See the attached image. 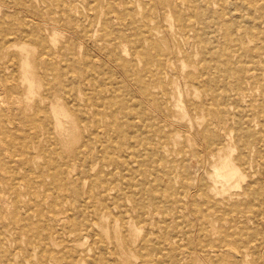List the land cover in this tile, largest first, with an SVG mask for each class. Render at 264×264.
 Wrapping results in <instances>:
<instances>
[{"label": "rangeland", "instance_id": "rangeland-1", "mask_svg": "<svg viewBox=\"0 0 264 264\" xmlns=\"http://www.w3.org/2000/svg\"><path fill=\"white\" fill-rule=\"evenodd\" d=\"M263 39L264 0H0V264H264V78L250 81L253 69L264 76ZM239 81L245 98L236 101ZM176 102L183 112L167 111ZM202 105L209 110H197ZM216 108L226 123L215 120L204 137ZM238 109L250 111L262 138L249 149L261 164L251 221L238 213L250 202L240 195L248 179L238 188L218 184L217 196L200 195L217 163L208 148L217 150V160L238 154L230 118ZM148 126H158L167 139ZM116 138L136 143L141 154L150 143L157 155L151 165L132 163L133 177L124 171L109 176L117 178L125 203L114 201V191L89 200V180L78 175L77 162L99 151L97 140L114 148ZM164 173L171 174L170 199L162 196L168 185L153 182ZM133 178L158 187L154 203L128 187ZM143 200L147 207L136 210L134 202ZM168 200L176 205H165ZM169 225L185 235L182 249L158 250ZM145 242L152 248L145 250Z\"/></svg>", "mask_w": 264, "mask_h": 264}, {"label": "bare ground", "instance_id": "bare-ground-1", "mask_svg": "<svg viewBox=\"0 0 264 264\" xmlns=\"http://www.w3.org/2000/svg\"><path fill=\"white\" fill-rule=\"evenodd\" d=\"M151 1V0H150ZM160 1V0H159ZM237 2V1H236ZM108 3V2H107ZM147 5V4H146ZM148 5H149V3H148ZM42 6V5H41ZM188 7V6H187ZM245 7H247V6H245ZM145 8H146V6H145ZM195 10V9H194ZM193 10V11H194ZM210 10V9H209ZM232 12H233V10H232ZM7 13V12H6ZM179 13V12H178ZM187 13V12H186ZM193 13V12H192ZM195 14V13H194ZM32 15V14H31ZM177 15V14H176ZM101 16V15H100ZM179 16H180V14H179ZM181 17V16H180ZM194 17V16H193ZM225 17H227V16H225ZM244 18V17H243ZM186 19V18H185ZM189 19V18H188ZM193 19V18H192ZM191 19V20H192ZM22 20V19H21ZM180 20V19H179ZM183 20V19H182ZM208 20H209V18H208ZM30 21V20H29ZM32 22V21H31ZM180 22V21H179ZM197 22V21H196ZM30 23V22H29ZM203 23V22H202ZM23 24V23H22ZM32 24H33V22H32ZM198 24V23H197ZM6 25V24H5ZM34 25V24H33ZM148 26V25H147ZM168 26H170V25H168ZM6 27V26H5ZM23 27V26H22ZM214 27V26H213ZM223 27H225V26H223ZM223 27H222V30H223ZM128 28V27H127ZM182 28V27H181ZM184 28V27H183ZM24 29V28H23ZM27 29V28H26ZM186 30V29H185ZM206 30V29H205ZM95 31V30H94ZM170 31V30H169ZM82 32H83V30H82ZM170 32H172V31H170ZM94 33V32H93ZM218 33V32H217ZM43 35V34H42ZM214 35H215V33H214ZM146 36H148V35H146ZM211 37H212V35H211ZM214 37V36H213ZM216 37H217V35H216ZM27 38V37H26ZM5 39V38H4ZM28 40V39H27ZM42 40V39H41ZM203 40V39H202ZM23 41H25V40H23ZM39 41L40 40H38V43H39ZM206 41V40H205ZM205 41H202V43H203V49L206 51V52H211L213 49L207 44V42L205 43ZM220 41H222V40H220ZM182 42V41H181ZM263 43H264V39H263V41H262ZM12 43V42H11ZM26 44H28L27 42H26ZM86 44V43H85ZM261 44V43H260ZM8 45H10V44H8ZM88 45V44H87ZM7 45H5V47H6ZM108 46V45H107ZM46 50V49H45ZM213 52H215V51H213ZM239 52V51H238ZM87 53V52H86ZM115 53V52H114ZM252 54V53H251ZM43 55H44V53H43ZM42 55V56H43ZM45 56V55H44ZM43 56V57H44ZM142 56V55H141ZM140 56V57H141ZM224 58V60H225V63L227 64V63H229V61H230V57L228 56V53L227 52H225L224 51V55H222ZM46 57V56H45ZM135 57V56H134ZM39 58H41V57H39ZM145 58V57H144ZM143 58V59H144ZM165 60V59H164ZM237 60V59H236ZM238 60H240V59H238ZM237 60V61H238ZM48 61V60H47ZM52 61V60H51ZM146 61V60H145ZM9 62V61H8ZM11 62V61H10ZM9 62V63H10ZM49 62V61H48ZM201 62H202V60H201ZM212 62V61H211ZM147 64V63H146ZM201 64V63H200ZM205 64L206 65H210V63H209V60H207L206 62H205ZM14 66H15V64H14ZM246 66V65H245ZM236 67V66H235ZM2 68V67H1ZM17 68V67H16ZM212 68V67H211ZM2 70V69H1ZM182 70H183V68H182ZM211 70V69H210ZM227 70V69H226ZM230 70H232V68L230 67ZM228 71V70H227ZM221 72V71H220ZM255 69H253V71L251 72V75H250V81L251 82H253V83H259V81H263L262 80V78H264V76H261V77H259V76H257V75H255ZM40 73V72H39ZM87 73H88V71H87ZM94 73H96V72H94ZM182 74H183V72H182ZM221 74V73H220ZM238 74H240V76H242V74H244V73H240V71L238 72ZM1 75V74H0ZM96 76V75H95ZM99 77V76H98ZM100 77H101V74H100ZM104 77V76H103ZM97 78V77H96ZM146 78V77H145ZM144 78V79H145ZM188 78V77H187ZM88 80H89V78H88ZM111 82V81H110ZM162 83V82H161ZM162 85V84H161ZM182 85V84H181ZM186 85V84H185ZM243 85H244V82L243 81H239L238 82V84H237V91H235V93H234V95H233V98L236 100V101H238V100H241V99H244L245 97H244V94H245V91H244V87H243ZM258 85V84H257ZM260 85V84H259ZM63 86V85H62ZM116 86V85H115ZM118 86V85H117ZM243 87V88H242ZM98 88V87H97ZM246 88V87H245ZM254 88V87H253ZM99 89V88H98ZM224 89V93H228L229 92V90L227 89V88H223ZM8 90V89H7ZM96 90V89H95ZM101 90V89H100ZM231 90V89H230ZM86 91V90H85ZM137 91V90H136ZM234 91V90H233ZM233 91H231V92H233ZM70 93V92H69ZM99 93V92H98ZM119 93V92H118ZM139 93V92H138ZM131 94H133L132 92H131ZM164 94V93H163ZM65 95V94H64ZM102 95V94H101ZM112 95V94H111ZM116 95V94H115ZM165 95V94H164ZM71 96V95H70ZM102 96H104V95H102ZM208 96V95H207ZM66 97V96H65ZM166 97H168V96H166ZM49 98V97H48ZM51 98L53 99V96H51ZM67 98H68V96H67ZM71 97H69V99H70ZM135 98H137V97H135ZM71 100V99H70ZM117 100V99H116ZM132 100H136V99H132ZM86 101V100H85ZM95 101V100H94ZM98 101V100H97ZM103 101V100H102ZM107 102V101H106ZM129 102H131V100L129 101ZM136 102V101H135ZM171 103L170 102V99L169 100H167V103ZM104 103H105V101H104ZM70 104V103H69ZM131 104V103H130ZM139 104V103H138ZM150 104V103H149ZM162 104V103H161ZM160 104V105H161ZM208 104V103H207ZM67 105V104H66ZM98 105H99V103H98ZM127 105V104H126ZM159 105V104H158ZM70 106V105H69ZM72 106V105H71ZM77 106V105H76ZM106 106H107V104H106ZM138 106V105H137ZM162 107V106H161ZM210 107V106H209ZM97 108V107H96ZM100 108V107H99ZM94 109V108H93ZM130 109V108H129ZM166 109H167V111H174V112H176V113H179V112H183V110H184V107H182V105H179L177 102L176 103H172V105H171V107H169V109H168V107L166 106ZM198 109H200L201 111H208L209 109H208V105L206 106V105H202V106H200V107H198L197 108V110ZM192 110H195V109H192ZM110 111H111V109H110ZM129 111V110H128ZM127 111V112H128ZM146 111V110H145ZM94 112H95V110H94ZM98 112V111H97ZM130 113H131V111H129ZM186 112V111H185ZM210 112H212L211 114H212V120H210V122H209V124H208V126L206 127L207 129L206 130H203V131H201V135L202 136H204V137H206V136H208L207 135V131H208V127L210 126V125H213V124H215V120H217V122H218V124H220V125H223L224 123H226V120L224 119V117H223V114H224V112L223 111H221V110H219V109H213L212 111H210ZM14 113V112H13ZM225 113H228V111L226 110L225 111ZM12 114V113H11ZM92 114H94V113H92ZM144 115H142V117L144 116V118H145V112L143 113ZM34 115V114H33ZM58 115H62V113L61 112H59V114ZM97 116H99V115H97ZM231 117V120L232 121H234V123H235V126H234V128H232L231 130L232 131H236V133H237V136H236V138L235 137H233V139H235L234 141H236V143H235V149L237 150V152H238V154H237V156L235 155V157L236 158H232V154H233V151H230L229 152V155L228 156H226V157H224V156H221V155H219V156H217L218 157V160H217V158H215V156L218 154H216V151L217 150H212L211 148H208V153L209 154H211L212 155V157H211V159L214 161V162H217V163H215V165L213 166V169H214V174H212V175H209L208 177H207V179H206V181L208 182V181H210L211 182V186H209V187H204V186H202L201 188H200V195L201 196H204V197H208V193H211V194H213V195H215V196H217V195H219L220 194V192H219V186H218V184L220 185V184H222L223 183V185L224 186H228L229 188H238V186L239 187H241L240 185L242 184V183H244V181L246 180V179H248L247 180V182H246V187L244 188V189H242L241 190V196H244V197H246V198H248L249 200H250V202H246L245 204H246V206L244 207V209L242 210V209H238V213H239V215H241V218H250V220H248V221H251L252 219H254V213H253V211H251L250 210V208H252V207H250L251 206V200L252 199H254V201H255V199L256 198H254L255 197V195L254 194H252V192H251V190H252V187H253V185H256V184H258L257 182H258V179H259V176H260V174L258 175V173H257V171H258V168L260 167V163H259V159H258V156H257V158H255L253 155H252V152L249 150L252 146H255L254 145V143H258V142H261L262 141V138L260 137L261 136V134L260 135H258L257 133H255L254 132V128L257 126L256 124L257 123H255V120L254 119H250V117H251V115H250V111H246V110H237L236 112H234L233 114H231L230 115ZM100 118V117H99ZM133 118V117H132ZM132 118H130V119H132ZM141 119V118H140ZM101 120V119H100ZM136 120V119H135ZM145 120V119H144ZM63 121V120H62ZM89 121H90V119H89ZM96 121V120H95ZM146 121V120H145ZM144 121V122H145ZM119 122H120V120H119ZM129 122H130V120H129ZM135 122V121H134ZM148 122V121H147ZM152 121L150 120V123H151ZM58 123V122H57ZM115 123V122H114ZM113 123V124H114ZM198 123V122H197ZM95 124V123H94ZM143 124H145V123H143ZM142 124V125H143ZM161 124H163V122L161 123ZM79 125V124H78ZM81 125V124H80ZM91 125V124H90ZM151 125V124H150ZM114 126V125H113ZM130 126H131V124H130ZM151 126H153V125H151ZM151 126H148V127H146L145 129L147 130V131H150L152 134L154 133L155 135H159L160 137H161V141H162V138H165L166 136H165V134L162 132V130L160 129V128H158V126H157V128L156 127H151ZM51 127H52V124H51ZM88 127H89V125H88ZM112 127V126H111ZM199 127V126H198ZM76 128V127H75ZM15 129H16V127H15ZM132 130V129H131ZM31 131V130H30ZM142 131V130H141ZM109 132H110V130H109ZM117 132H119L118 130H117ZM175 132V131H174ZM184 132V131H183ZM170 133V132H169ZM185 133V132H184ZM153 134V135H154ZM179 134V133H178ZM95 135H96V133H95ZM116 135V134H115ZM146 135V134H145ZM98 136H100V134L98 135ZM169 136H170V134H169ZM90 138H91V136H89ZM101 139V138H100ZM117 139V138H116ZM166 139H167V137H166ZM206 139V138H205ZM232 139V138H231ZM85 140V139H84ZM154 140V139H153ZM227 140V139H226ZM103 141V140H102ZM105 141V140H104ZM116 141V140H115ZM160 141V140H159ZM90 142V141H89ZM252 142H254L253 144H252ZM105 143V142H104ZM104 143H101V141H99V140H97L96 141V144L97 145H99L98 146V149H99V151L97 152V153H95V154H93V156H91L90 158H88V159H83V160H79L78 162H77V170H78V175L79 176H82V174H85L86 176H87V178H88V180H89V186H88V192H87V199H92L93 197H100V198H102V199H105L106 198V196L107 195H109V194H111L110 192H112V191H114V194H113V198H114V201H116L117 203L119 202L120 203V201H121V199H122V195L119 193V191L116 189V186H115V183H119V182H117V178H110L109 176H111L112 174H113V172H115V173H119V174H121V171H124V172H126V173H128V175L127 176H134V171H133V169H132V167H131V165H132V163H136V164H138V165H140V164H143V165H151V163H153V154H156V150H152L151 148L153 147V145H151L150 143H148V144H145L146 145V149L145 148H143V149H145V151H143L142 152V154H141V152H139V150L138 149H136L134 146H135V144L133 143V144H124L121 140H119V138L117 139V147L115 146L114 148L111 146L112 144H113V142H112V144L111 145H109V144H104ZM129 143H130V139H129ZM83 145V144H82ZM141 145V144H140ZM139 145V146H140ZM155 145V144H154ZM252 145V146H251ZM257 145H259V144H257ZM86 146H88V144H86ZM90 146H91V144H90ZM125 146H128V148H130V149H133V150H129L128 152H127V149L126 150H124L125 149ZM162 146H164V145H162ZM161 146V147H162ZM83 147V146H82ZM89 147V146H88ZM155 147V146H154ZM160 147V148H161ZM255 148V147H254ZM80 149H82V148H80ZM149 149H151L152 151H154V153H151L150 154V152H149ZM156 149V148H155ZM160 150V149H159ZM159 150H157V152L159 151ZM183 150V149H182ZM84 151H85V148H84ZM206 151V150H205ZM198 153H199V151H197ZM27 153H28V151H27ZM160 153V152H159ZM180 153V152H179ZM215 153V154H214ZM215 156H214V155ZM157 155V154H156ZM180 154H178V156H179ZM196 155V154H195ZM202 155V154H201ZM153 156V157H152ZM174 156V155H173ZM181 156H183V155H181ZM198 156V155H197ZM196 156V157H197ZM207 156V155H206ZM20 157H21V155H20ZM160 157V156H159ZM159 157H156V158H159ZM190 157V156H189ZM252 157V158H251ZM14 158H16V157H14ZM19 158V157H18ZM171 159H172V157H170ZM186 158H187V156H186ZM22 159V158H21ZM21 159H20V161H21ZM130 159H132L133 161L132 162H130L129 160ZM160 159V158H159ZM163 160H164V158H162ZM183 159V158H182ZM196 159H198V158H196ZM215 159V160H214ZM173 160V159H172ZM157 161H159V160H157ZM187 161V160H186ZM185 161V162H186ZM161 162H162V160H161ZM160 162V163H161ZM12 163V162H11ZM27 162L25 161V160H23L22 159V161H21V164H26ZM170 163V162H169ZM183 163V162H182ZM194 163H196V162H194ZM193 163V164H194ZM213 163V162H212ZM13 164H14V162H13ZM162 164V163H161ZM188 164V163H187ZM199 164V163H198ZM10 165V164H9ZM24 165H23V167H24ZM96 165H97V167H96ZM155 165H157L156 164V162H155ZM175 165V164H174ZM182 165V164H181ZM195 165V164H194ZM200 165V164H199ZM93 166H95V167H93ZM169 166V165H168ZM177 166V165H176ZM183 167V166H182ZM191 167V166H190ZM10 168V167H9ZM12 168V167H11ZM95 168H96V170H95ZM177 168V167H176ZM180 168V167H179ZM196 168V167H195ZM151 169H153V168H151ZM158 169V168H157ZM157 169H155L156 171H158ZM188 169V168H187ZM186 169V170H187ZM212 169V168H211ZM260 169V168H259ZM19 170V169H18ZM29 170V169H28ZM164 171L165 170H167V168L166 169H163ZM162 171V170H161ZM170 171V170H169ZM173 171V170H172ZM179 171H181V169L179 170ZM17 172V171H16ZM123 172V173H124ZM174 172V171H173ZM183 172H185V171H183ZM187 172V171H186ZM142 172H140V174H141ZM154 173H156V172H154ZM203 173H204V171H203ZM118 174V175H119ZM157 174V173H156ZM159 174V173H158ZM60 175H61V177H62V173H60ZM60 175L58 176H56L55 177V181L60 185V183H61V177H60ZM143 175H145V171H143ZM170 173H167V174H165L164 173V175L163 176H161V177H156L155 176V180L153 181V182H159V183H165V185H168V189L166 190V191H164V195H162V196H165V197H167V198H169V197H171V196H169V190H170V184H169V182H170ZM205 175H206V173H205ZM126 176V177H127ZM132 176V177H133ZM135 176H136V174H135ZM140 176V175H139ZM150 176H152V174H150ZM149 176V177H150ZM17 177V176H16ZM121 177V176H120ZM146 177V176H145ZM152 177H154V176H152ZM203 177V176H202ZM201 177V178H202ZM123 178H125V176H123V177H121V179H123ZM186 178V177H185ZM59 179H60V181H59ZM66 179V178H65ZM138 179V178H137ZM178 180V179H177ZM186 180V179H185ZM123 181V180H122ZM172 181V180H171ZM179 181V180H178ZM189 181H191L190 179H189ZM188 181V182H189ZM184 181H182V183H183ZM121 183V182H120ZM203 183H205V182H203ZM181 184V183H180ZM14 185H16V183L14 184ZM122 185V184H121ZM127 185H128V187H131V190H132V188H138L139 189V191L140 192H142L144 195H146L147 197H148V199H149V201H152L153 203L155 202V199H156V196H157V194H158V192H157V188L158 187H156L155 185H151L150 184V181H147L146 179H143L142 181H141V183H139V184H137V182L135 181V179L133 178V179H131V180H128L127 181ZM173 186V185H172ZM184 186V185H183ZM14 187V186H13ZM125 188H126V186H124ZM95 188H98L99 190H100V193H95L94 192V189ZM208 188V189H207ZM210 188V189H209ZM260 188H261V186H260ZM13 189V188H12ZM66 189V188H65ZM184 188L182 187V190H183ZM162 190V189H161ZM123 191V190H122ZM178 191H181V190H178ZM177 191V192H178ZM186 190H184V192H185ZM124 192V191H123ZM122 193V192H121ZM172 193V192H171ZM182 193H183V191H182ZM124 195L126 194V193H123ZM128 194V193H127ZM131 194V193H130ZM162 194H163V192H162ZM183 194H185V193H183ZM183 194H182V196H183ZM128 196V195H127ZM178 196H179V194H178ZM181 196V195H180ZM258 196V195H257ZM261 196H263V194L261 195ZM66 197V196H65ZM131 197V196H130ZM145 197V196H144ZM147 197H145L146 199H147ZM174 197V196H173ZM251 197V198H250ZM136 198H137V196H136ZM160 198V197H159ZM175 198V197H174ZM182 198V197H181ZM196 197H194V199H195ZM259 198V197H258ZM66 199V198H65ZM124 199V198H123ZM125 199H126V196H125ZM142 199V198H141ZM170 199V198H169ZM176 199L177 198H175V201H176ZM225 200H226V202H228L229 201V198H224ZM162 199H160V201H161ZM257 200V199H256ZM262 200V199H261ZM263 200H264V197H263ZM263 200H262V202H263ZM123 202H124V200H122ZM121 201V202H122ZM134 201V200H133ZM181 201V200H180ZM85 202V201H84ZM106 202V201H105ZM108 202V201H107ZM116 202H114V203H116ZM256 202V201H255ZM259 202V201H258ZM104 203V202H103ZM117 203H116V205H117ZM118 203V204H119ZM125 203V202H124ZM144 203L145 204H148V203H146L144 200H143V204L141 203V202H134V207H135V209L136 210H143V205H144ZM157 203V202H156ZM160 203V202H159ZM163 203V202H162ZM167 204H165V205H168V204H171V206L172 205H176V203L173 201H167L166 202ZM180 203V202H179ZM194 203H196V202H194ZM257 204V203H256ZM259 204H260V202H259ZM178 205V204H177ZM145 207H147V205H144ZM153 206V205H152ZM170 206V208L172 209V207ZM182 206H184V205H182ZM18 207V206H17ZM109 207V206H108ZM163 207H166V206H163ZM168 207V206H167ZM124 208V207H123ZM122 208V209H123ZM255 209L257 208V207H254ZM259 208H260V205H259ZM259 208H257V209H259ZM16 209V208H15ZM18 209V208H17ZM34 209V208H33ZM80 209V208H79ZM162 209V208H161ZM164 209V208H163ZM126 210V209H125ZM124 210V211H125ZM145 210H147V209H145ZM154 210V209H153ZM178 210H179V207H178ZM218 211V215L219 214H221V216L223 215V213L220 211V210H217ZM232 211V210H231ZM230 211V212H231ZM165 212V211H164ZM164 212H163V214H164ZM170 212V211H169ZM173 212V211H172ZM130 213V212H129ZM139 213V212H138ZM143 213H144V211H143ZM178 213V212H177ZM176 213V214H177ZM198 214H199V216L200 217H204V214H203V212L202 211H200V210H198V212H197ZM125 214V213H124ZM170 214V213H169ZM171 215V214H170ZM230 215H232V213L230 214ZM142 216H146V215H142ZM178 216H180V215H178ZM177 217V216H176ZM175 217V218H176ZM232 217V216H231ZM183 218H185V219H187V217H184L183 216ZM224 218V217H223ZM229 218V217H228ZM22 219H23V216H22ZM177 220H179V219H177ZM62 221V220H61ZM72 221V220H71ZM170 221V220H169ZM183 221H184V219H183ZM92 222H93V220H92ZM162 222H164V221H162ZM190 222V221H189ZM156 224H157V221L155 222ZM154 223V224H155ZM165 223V222H164ZM175 224V226H177L178 224L177 223H174ZM177 224V225H176ZM181 224H182V222H181ZM180 224V222H179V225H181ZM238 224V223H237ZM244 224V223H243ZM246 224V223H245ZM145 225V224H144ZM148 225H149V223H148ZM162 225V224H161ZM161 225H159V226H161ZM165 225H166V223H165ZM171 225V224H170ZM169 225V226H170ZM182 225H185V224H182ZM181 225V226H182ZM190 225H191V223H190ZM240 225V224H239ZM166 226H168V225H166ZM166 226H164V227H166ZM174 226V225H173ZM148 227V226H147ZM150 227V226H149ZM178 227V226H177ZM183 227V226H182ZM182 227H181V229H182ZM186 227V226H185ZM176 228V227H175ZM191 228V227H190ZM148 229V228H147ZM166 229V228H165ZM245 229H246V227H245ZM88 230V229H87ZM171 226H170V229H169V232H167V234L166 235H164V236H162V237H160L159 238V240H158V246L157 247H159L158 248V250H163V248H165L166 249V247H172V248H174V249H176V248H179V245L181 244V242H182V238H183V236H185V235H183V236H180L179 234H177V233H175L174 231H176V230H174V229H172L171 231ZM183 230V229H182ZM230 230V229H229ZM164 231H166V230H164ZM177 232V231H176ZM185 232V231H184ZM248 232H249V230H248ZM146 233H149V232H146ZM165 233V232H164ZM201 234H202V232H201ZM159 235V234H158ZM192 235V234H191ZM252 236V235H251ZM255 236V235H254ZM146 237V236H145ZM148 238H149V236H148ZM233 238V237H232ZM246 238H247V236H246ZM144 239V238H143ZM240 239H242V238H240ZM254 240V239H253ZM186 241V240H185ZM142 242V241H141ZM239 242V241H238ZM252 243V242H251ZM254 243V242H253ZM259 243V242H258ZM199 244H200V242H199ZM240 244V243H239ZM260 244V243H259ZM139 246H140V244H139ZM142 246H143V248H145V250L147 249L148 250V248H152V244H150V242H145V243H143L142 244ZM161 246V247H160ZM199 246H201V245H199ZM239 246V245H238ZM248 246V245H247ZM155 247V246H154ZM184 247H186V246H184ZM193 247V246H192ZM156 248V247H155ZM181 249H182V247H180ZM179 248V249H180ZM259 248V247H258ZM165 249H164V251H165ZM238 249V247L236 248V250ZM242 249L243 248H241V251L239 250V251H237L239 254H241V256L242 257H245V253H243L242 252ZM142 251V250H141ZM190 251V250H189ZM188 251V252H189ZM259 251V250H258ZM245 252V251H244ZM161 253V252H160ZM181 254V253H180ZM142 255V254H141ZM95 256V255H94ZM176 256H178L179 257V255H176ZM176 256H172L171 257V259H173V261L174 262H176L177 261V258H176ZM139 257V256H138ZM164 257V256H163ZM92 260V259H91ZM163 260H164V258H163ZM47 261V260H46ZM96 260H94V262H95ZM106 262V261H105ZM163 262V261H162ZM96 264H97V261L95 262ZM169 263V262H168ZM182 263V262H181ZM162 264H164V262L162 263Z\"/></svg>", "mask_w": 264, "mask_h": 264}]
</instances>
